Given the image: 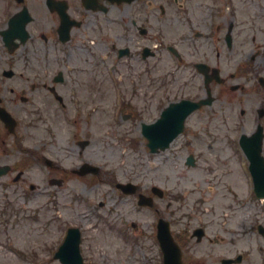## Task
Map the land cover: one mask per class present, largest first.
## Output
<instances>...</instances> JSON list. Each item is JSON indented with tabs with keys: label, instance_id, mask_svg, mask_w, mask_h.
<instances>
[{
	"label": "flooded vegetation",
	"instance_id": "af4514ba",
	"mask_svg": "<svg viewBox=\"0 0 264 264\" xmlns=\"http://www.w3.org/2000/svg\"><path fill=\"white\" fill-rule=\"evenodd\" d=\"M232 6L220 0H0V168L7 169L11 185L26 183L32 165L59 167L50 142L60 118L86 104L82 75L87 91L92 76L103 86L110 82L105 60L110 58L118 81L110 88L119 92L121 104L127 100L123 117L129 120L150 116L132 99L135 93H127L139 90L128 72L141 81L148 76L143 101L154 104L155 112L181 101L188 86L201 97L211 92V124L202 133L211 137L207 150L216 158L203 163L196 158L195 165L196 193L205 195L197 200L208 203L205 215L214 218L200 216L195 226L182 222L175 236L184 264H264V10L241 8L242 24ZM72 21L69 32L66 24ZM90 39L110 49L99 66L104 73L88 68L91 57L97 58ZM159 39L176 63L167 68L166 99L153 86L149 66ZM78 44L84 56L77 54ZM77 59L87 67L73 66ZM181 73L186 77L179 81ZM75 145L81 148V140L68 141L64 158H72ZM121 182L109 181L119 193ZM153 189L138 184L130 196L138 204L140 195L148 199L150 207H141L148 220L165 201Z\"/></svg>",
	"mask_w": 264,
	"mask_h": 264
},
{
	"label": "rangeland",
	"instance_id": "374dc122",
	"mask_svg": "<svg viewBox=\"0 0 264 264\" xmlns=\"http://www.w3.org/2000/svg\"><path fill=\"white\" fill-rule=\"evenodd\" d=\"M259 3L262 4V7L259 6V8L264 9V0H235L236 7L239 9L249 7L252 13L256 11ZM243 19L238 20L243 24ZM82 31L78 34L80 40H82ZM76 51L80 56H84L80 46L79 49L76 48ZM75 65L87 67L85 62L80 59L75 61ZM149 66L154 68L151 75L154 79V85H164V77L168 67V60L164 53L161 57L157 56L156 59H153ZM143 68L144 66L140 69L139 74L142 73ZM89 70L94 71L90 68ZM97 71L104 73L102 68ZM189 71L191 70L189 69ZM127 77L132 81L136 79L139 89L134 92L129 89L127 93L129 95L135 93L132 99H136V103L145 110V115L150 116L145 117L146 120L154 119L157 116L154 104H145L143 101L149 93L147 90L148 76L144 75L140 78L143 79L141 81L137 79V73L128 72ZM185 77L186 74L181 73L179 81ZM81 78L84 79L83 93L87 99L86 108L90 107L91 103L97 104L95 108L100 107L95 118L87 122V126L85 122L79 126L78 131L91 141L87 149L82 151L85 154L82 159H91L94 163H96L95 160H98L100 164H104L108 169L112 168L113 171L117 162L123 168L122 174L127 171L130 173L137 172L140 177L139 181L142 180V183L148 184L155 179L162 187L171 189V193L167 194L168 199L172 201L168 213L171 211V215L176 216L175 223H178V226L174 230H181L184 221L199 225L200 216L208 220L213 219V214L208 217L203 213V208L208 206V203H205V200H197L198 198L204 199L205 196L204 194L199 196L196 193V181L200 177V171L198 168L187 170L184 167V152L176 151L170 159L164 161L162 158L152 160L142 143H137L138 148H131L132 137L126 133V130L130 129L133 134L131 136L140 140L141 136L138 134L140 122H126L113 115L115 109L113 105L114 95L108 80L103 86L101 80L92 76L87 91V75H82ZM132 81L126 83L129 84ZM141 82L144 85L141 86ZM188 87L183 95L188 97L201 95L197 89ZM160 96L163 98V90L160 91ZM205 112H203L205 114L202 113L197 117L195 115L190 120V123L192 122L199 129V135L192 138V143L188 146V149L193 151L202 163L207 160L214 162L216 158L214 153L207 150L210 139L201 130V127L207 122L211 124L212 110L208 109ZM61 121L60 118L59 122ZM218 121L220 122V120ZM224 130L228 129L225 128ZM57 132L56 138L50 142L51 158L56 163H70L63 155L67 130L63 129L62 123H58ZM197 140H200L201 143L197 144ZM184 142H181L179 149L183 147L182 143ZM76 152L78 153L77 149ZM217 154L221 155L220 152ZM120 156H122V161L125 160L124 163L119 162ZM81 161L83 162V160ZM77 163L79 164L78 161ZM62 164L61 167L55 168L54 172H49V168L46 166L45 170L41 167L27 170L25 173L27 182L17 186L20 190L23 189L24 194L28 195L26 200L19 197L18 193L12 196L10 193L12 201L4 202L3 183L0 181V264H61L54 259V255L66 238L68 230L64 228L74 225L82 229L81 252L85 264H161V252L156 240L154 242V238H152L155 230H116L114 227L119 228L118 225L115 226L118 219L114 217L111 219L113 224L110 226L108 221L103 219V209H98L97 206V203L103 200L107 188L104 185L93 187L97 182L90 184L86 179H80L77 175L74 177L70 172L66 173L63 171ZM173 168H175L174 171H172ZM50 173L56 178L65 177V184L57 187L48 186L42 175ZM180 173L187 175L182 177L179 176ZM30 184L39 185L40 188L37 187L36 190L31 191L29 189ZM12 189H15L14 186L7 190L10 192ZM49 190L53 193L54 200L47 195ZM8 198L9 196L6 197V200ZM93 199L96 200V204H91ZM7 203L9 205L4 207ZM211 203L209 202V204ZM59 210L61 215L58 217ZM95 211L96 213L93 214ZM86 213L93 215L92 221L83 216ZM98 214L102 217H97ZM132 217L142 227L149 224L148 219L142 218L140 214ZM217 226H226V224H217Z\"/></svg>",
	"mask_w": 264,
	"mask_h": 264
},
{
	"label": "water",
	"instance_id": "95a60500",
	"mask_svg": "<svg viewBox=\"0 0 264 264\" xmlns=\"http://www.w3.org/2000/svg\"><path fill=\"white\" fill-rule=\"evenodd\" d=\"M70 239V238H69ZM76 246H77V244L74 242V246H72L74 249H76ZM63 249H64V247H63ZM62 249V250H63Z\"/></svg>",
	"mask_w": 264,
	"mask_h": 264
}]
</instances>
